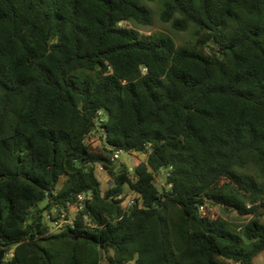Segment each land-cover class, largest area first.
I'll return each mask as SVG.
<instances>
[{"label":"trees","instance_id":"trees-1","mask_svg":"<svg viewBox=\"0 0 264 264\" xmlns=\"http://www.w3.org/2000/svg\"><path fill=\"white\" fill-rule=\"evenodd\" d=\"M143 1L0 0V264H253L264 251V0H162L160 21L191 28L192 47L121 26L150 25ZM122 151L146 158L118 170Z\"/></svg>","mask_w":264,"mask_h":264},{"label":"rangeland","instance_id":"rangeland-1","mask_svg":"<svg viewBox=\"0 0 264 264\" xmlns=\"http://www.w3.org/2000/svg\"><path fill=\"white\" fill-rule=\"evenodd\" d=\"M143 4L147 6L151 10L152 13V20L150 25H138L133 22H125L122 23L121 26L131 28L139 32L142 36H168L171 38L176 46L178 47H192L194 43V36H193V30L191 28L187 29L186 31H175L172 29L171 25L169 23H163L160 21V12H161V5L162 0H154V1H143ZM100 133L95 132L93 135L89 137V142L94 146H101L100 141ZM118 161L115 162L114 165H123L127 168V170L130 172L134 166H136L138 163L145 160V156L137 153H129V152H119L118 154ZM97 178L102 183V190L105 191L110 186V178L106 174V172L100 168L97 170L96 173ZM63 178L61 177L58 183V186L60 187L63 184ZM164 184V173H160L159 177H157V186H162ZM125 194H127V190H124ZM135 195L131 194L129 198L134 199ZM211 210L213 211L215 216H223V212L219 209V207H212ZM69 218H72V213L68 214ZM227 221L231 224L238 226L244 225L245 221L242 219H239L236 217L235 214H229L228 217H226ZM264 222V218L262 220ZM253 264H264V251L259 253L254 259Z\"/></svg>","mask_w":264,"mask_h":264},{"label":"built area","instance_id":"built-area-1","mask_svg":"<svg viewBox=\"0 0 264 264\" xmlns=\"http://www.w3.org/2000/svg\"><path fill=\"white\" fill-rule=\"evenodd\" d=\"M102 115L103 112L102 111H97L96 113V123L99 124L102 121ZM94 133H91V135H93ZM119 152H115L112 156V161L115 163L118 161L119 157H118ZM163 173V172H162ZM168 188L170 187V185H166ZM90 199V195L89 194H81L78 195L76 197V200L73 203H67L66 204V209L62 210L60 212L59 218L58 220L55 222L54 224V230H58L60 228H62L65 225H69L72 226L73 225V221L75 219V216L78 212L82 211L83 206L85 201ZM132 199L128 198L127 201L124 204V212H127L129 210V208L132 206ZM72 213V218H69L68 214Z\"/></svg>","mask_w":264,"mask_h":264},{"label":"water","instance_id":"water-1","mask_svg":"<svg viewBox=\"0 0 264 264\" xmlns=\"http://www.w3.org/2000/svg\"><path fill=\"white\" fill-rule=\"evenodd\" d=\"M104 114H106V113L104 112ZM121 169H123V166L122 165L119 166V169L118 170H121ZM50 175H51V178L53 179V166L51 167ZM2 257H3V252L0 251V262H1Z\"/></svg>","mask_w":264,"mask_h":264}]
</instances>
